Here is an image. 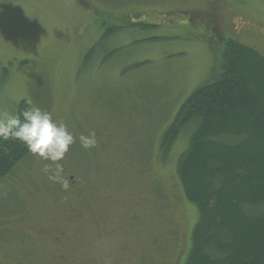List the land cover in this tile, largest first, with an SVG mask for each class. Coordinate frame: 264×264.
Returning a JSON list of instances; mask_svg holds the SVG:
<instances>
[{"label":"rangeland","instance_id":"374dc122","mask_svg":"<svg viewBox=\"0 0 264 264\" xmlns=\"http://www.w3.org/2000/svg\"><path fill=\"white\" fill-rule=\"evenodd\" d=\"M229 37L264 55V0H0V116L25 100L75 137L59 180L31 152L0 179V264H184L192 127L159 140Z\"/></svg>","mask_w":264,"mask_h":264},{"label":"trees","instance_id":"16d2710c","mask_svg":"<svg viewBox=\"0 0 264 264\" xmlns=\"http://www.w3.org/2000/svg\"><path fill=\"white\" fill-rule=\"evenodd\" d=\"M27 109L22 100L16 115ZM185 127L192 132L176 172L198 215L184 264H264V55L226 38L219 74L182 103L161 154ZM29 152L0 141V179Z\"/></svg>","mask_w":264,"mask_h":264},{"label":"clouds","instance_id":"9594fccd","mask_svg":"<svg viewBox=\"0 0 264 264\" xmlns=\"http://www.w3.org/2000/svg\"><path fill=\"white\" fill-rule=\"evenodd\" d=\"M18 140L22 142L32 154L56 163V172L49 175L50 180H59L63 171L59 161L63 160L75 137L63 123H57L50 112L42 111L38 107H31L21 111L18 115L0 116V141ZM81 146L85 149L95 145V134L79 136ZM43 171L48 173V166ZM67 183L64 187L67 188Z\"/></svg>","mask_w":264,"mask_h":264},{"label":"flooded vegetation","instance_id":"af4514ba","mask_svg":"<svg viewBox=\"0 0 264 264\" xmlns=\"http://www.w3.org/2000/svg\"><path fill=\"white\" fill-rule=\"evenodd\" d=\"M74 178H75V176L70 174L68 176V178H66V180L70 179V184L69 185H71V187H74L75 189H79L81 187L80 180L79 179H74ZM77 185H79V187H77ZM22 263L23 264H30L31 262H29L27 259L21 258V259H19V264H22ZM81 263L82 264H86L87 262L82 261ZM33 264H39V261H35V262H33ZM43 264H48V260L44 261Z\"/></svg>","mask_w":264,"mask_h":264}]
</instances>
